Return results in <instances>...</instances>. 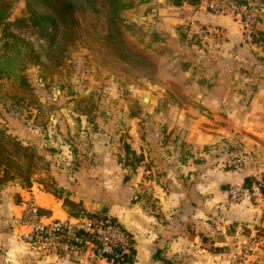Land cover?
I'll return each mask as SVG.
<instances>
[{"label":"crops","instance_id":"crops-1","mask_svg":"<svg viewBox=\"0 0 264 264\" xmlns=\"http://www.w3.org/2000/svg\"><path fill=\"white\" fill-rule=\"evenodd\" d=\"M253 1L261 6L257 33L264 32V0ZM136 2L130 23L145 34L139 48L157 67L155 79H145L147 106L139 104L137 113L132 106L117 110L124 130L109 139L118 128L116 122L105 126L110 129L91 148L90 165L49 173L63 197L89 212L106 208V217L126 230L131 264H232L235 255L241 264H264V249L252 240L264 227V195L238 203L227 198L230 187L264 175V42L256 32L246 36L233 15L208 8L207 0ZM120 135L143 154L128 180L130 171L115 153ZM236 140L251 156L241 168L225 169L218 150ZM30 193L45 216L70 215L63 197L33 182L2 191L0 222L10 224ZM246 247L249 253L242 252ZM0 264L81 263L41 256L12 228L0 231Z\"/></svg>","mask_w":264,"mask_h":264},{"label":"rangeland","instance_id":"rangeland-1","mask_svg":"<svg viewBox=\"0 0 264 264\" xmlns=\"http://www.w3.org/2000/svg\"><path fill=\"white\" fill-rule=\"evenodd\" d=\"M208 1L210 0H207L206 6ZM79 2L82 5L74 13L78 19L77 35L62 45V48H65L62 53L64 56L58 64L56 58L49 59L44 55L48 45L34 29L21 24L20 27H14L16 33L30 41L43 54V67L31 66L23 72L32 85L36 99L46 108L38 113V110H35L36 100L25 90H18L22 100L17 98L16 103L7 101L4 106L0 104L1 127L22 141L34 144L45 156L49 171H65L67 174L78 169L81 162H86L87 165L92 163L91 148L100 143L101 138H105L104 133L110 129L105 126L112 125L113 122L117 125L122 121V113L117 110L122 111L124 106L139 109V100L135 94H145L149 90L141 67L135 68L115 61L111 53L99 42L98 39L104 33L100 27L103 25L102 18L98 19L92 11L84 9L83 0ZM123 3L121 17L126 26L125 32L139 47L144 43L146 36L138 30L135 23H130L129 19L130 12H134L132 9L137 2L123 0ZM27 15L25 0H10L9 19ZM255 32L257 35V29ZM3 49V33L0 27V51ZM5 77H0V82L7 81L10 84ZM87 109L92 111L87 117L88 122L81 114V111ZM92 115L94 120H90ZM118 115L121 117L118 118ZM34 117L37 118L36 123H33ZM46 119L48 122L44 127L38 126ZM92 122H95V125H92ZM117 128L118 130L113 127L109 139L116 138L117 133L123 129L122 124L117 125ZM115 153L117 155L118 151ZM49 171L39 168L32 177H43L44 174H49ZM14 181L19 182L8 181L3 189L16 186ZM68 210L72 211L69 207ZM256 229L258 230L252 240L255 239L259 243L258 247L264 249V227L258 226ZM245 250L246 253L250 251L249 247L243 248L242 252L245 253Z\"/></svg>","mask_w":264,"mask_h":264},{"label":"trees","instance_id":"trees-1","mask_svg":"<svg viewBox=\"0 0 264 264\" xmlns=\"http://www.w3.org/2000/svg\"><path fill=\"white\" fill-rule=\"evenodd\" d=\"M237 1L243 2L245 0ZM169 2L174 5H180L184 2L197 4L199 0H169ZM25 5L28 15L15 17L11 20L9 19L10 0H0V27H2L4 48L0 51V77L6 76L5 78L10 82V84L7 81L0 82V104L4 106L7 101L16 103L17 98L22 100L23 97L18 90H25L31 98L36 100L35 110H38L39 113L46 106L36 99L32 85L23 71L31 66L43 67L45 65L42 58L43 54L30 41L16 33L14 27H20L21 24L34 29V32L43 38L48 45L44 55L49 59L56 58L58 64L64 56L62 53L65 48H62V45L74 39L77 35L76 25L78 19L74 13L82 4L79 0H25ZM83 7L92 11L91 13L96 15L98 19L102 18L103 25L100 27L104 33L101 34L102 36L98 40L111 53L115 61L135 68L141 67L144 80L153 81L157 71L156 62L127 36L126 26L123 24L121 17V11L124 8L123 0H83ZM92 29L96 30V28ZM257 34L256 38L264 42V32L258 31ZM187 41L189 42L188 39ZM13 60H15L14 63ZM7 86L9 87L7 88ZM87 100L89 101L90 97ZM88 110L91 109L81 111L87 122L89 121L87 117L92 112ZM132 110L136 113L140 112L139 109L133 107ZM93 118L94 115L91 116L90 120H94ZM36 121L37 118L34 117L33 123H36ZM47 122L46 119L38 126L44 127ZM92 125H95V122H92ZM118 140L120 153L117 154V160L123 167L129 169L130 174L125 177L128 180L143 160V154L132 149L123 135H120ZM233 143L229 142L220 146L217 154L218 161L228 149H232ZM39 168L49 171L47 160L37 147L30 141L24 142L16 135L10 134L0 125V198L5 183L11 180H18L19 182H14L22 188H30L33 182H37L44 190L62 198L64 191L56 184L49 172V174H44L43 177H32ZM254 181L245 178L243 185L250 186ZM63 202L72 209L70 215L88 214L107 218L105 214H100L97 211L89 212L78 208L77 204L67 196L63 197ZM110 220L112 219L110 218ZM128 249L129 252L120 254L118 264L132 263L134 256L132 241H130Z\"/></svg>","mask_w":264,"mask_h":264},{"label":"built area","instance_id":"built-area-1","mask_svg":"<svg viewBox=\"0 0 264 264\" xmlns=\"http://www.w3.org/2000/svg\"><path fill=\"white\" fill-rule=\"evenodd\" d=\"M208 7L217 13L233 15L248 37L257 29L261 9L258 2L210 0ZM248 155L243 143L236 140L218 162L225 169H239L245 165ZM263 195L264 175L250 186L230 187L227 198L230 203H238ZM10 224L27 248L45 257L73 258L81 264L102 261L118 264L120 254L129 252L131 238L118 222L88 214L45 216L32 193L22 201L21 210L11 218ZM232 264H241V257L235 255Z\"/></svg>","mask_w":264,"mask_h":264},{"label":"water","instance_id":"water-1","mask_svg":"<svg viewBox=\"0 0 264 264\" xmlns=\"http://www.w3.org/2000/svg\"><path fill=\"white\" fill-rule=\"evenodd\" d=\"M154 29V26L152 24H148L147 27H146V33L147 34H151L152 31ZM135 97L139 100V104L142 106V107H146L147 106V103H148V96L147 94H135ZM107 211L106 208H100L98 210V213L100 214H104L105 212ZM11 229H12V226L10 224H8V222L6 220H2L0 222V231H4V232H11Z\"/></svg>","mask_w":264,"mask_h":264}]
</instances>
